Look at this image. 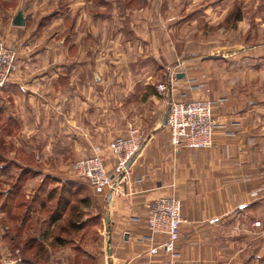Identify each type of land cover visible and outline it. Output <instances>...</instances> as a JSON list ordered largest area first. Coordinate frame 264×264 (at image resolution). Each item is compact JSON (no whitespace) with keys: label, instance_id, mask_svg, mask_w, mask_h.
<instances>
[{"label":"crops","instance_id":"0c3cea01","mask_svg":"<svg viewBox=\"0 0 264 264\" xmlns=\"http://www.w3.org/2000/svg\"><path fill=\"white\" fill-rule=\"evenodd\" d=\"M91 2L66 0L62 21L69 31L64 41H57L59 31L48 40L37 35L29 40L19 35L5 40L17 49L18 68L0 89L3 102L8 110L18 112L24 126L45 127L37 134L41 141H49L57 157L67 153L90 155L93 144L125 135L130 122L123 117V111L128 103L137 99L141 90L152 95L153 90L148 91L152 79L170 75L169 66L180 61V52L174 51L165 37L169 24L159 23L157 17L154 20L152 13L149 17L148 0L146 7L131 9L129 16H113L129 31L121 33L122 55H109L107 59L106 54L98 53L101 45L92 51L94 47L87 37L95 27L100 29L107 17L103 11L91 12ZM172 10L169 8L168 13ZM25 20L27 25V16ZM215 22L211 26L218 24ZM182 24L181 19L172 23L177 28ZM12 25L15 26L13 20ZM155 28L160 29V38L153 34L149 39V31ZM74 33L80 36L70 37ZM130 49L135 53L131 54ZM248 49L247 53L241 48V52L203 55L198 63L195 57L185 60L189 61L187 69L175 68L176 75L185 76L175 79L173 98H208L215 103L213 114L221 126L211 146L175 150L168 128L162 125L163 118H149V125L155 128L131 164L130 181L122 185L118 194L96 193L86 182L84 187L80 185L81 194L86 192L81 202L84 213L66 216L63 211L69 202L63 210L57 201L61 217L54 218V211L48 219L40 220V226L56 238L67 240L57 231L68 236L86 230L90 223L99 224L96 248L82 251L88 264H261L259 247L250 250V238L260 239L264 233L254 231L253 226L251 229L250 216L259 215L264 204V123L237 102L240 95L234 92L238 84L230 80L231 67L224 72L218 69L221 63L236 61L239 56L243 62L248 60ZM230 55L231 59L227 57ZM106 163L112 170L114 160L107 159ZM171 193L181 200L182 214L188 222L180 228L174 254H150L146 205L151 199ZM255 232L257 235H253ZM47 250L48 264H62L57 257L62 250ZM71 253L65 254L66 262L71 261ZM3 254L0 251L1 257ZM9 255L7 259L0 257V264L13 262Z\"/></svg>","mask_w":264,"mask_h":264},{"label":"rangeland","instance_id":"374dc122","mask_svg":"<svg viewBox=\"0 0 264 264\" xmlns=\"http://www.w3.org/2000/svg\"><path fill=\"white\" fill-rule=\"evenodd\" d=\"M91 1L93 4H90V11H103L107 19L105 24L100 23V29L95 27L96 30L87 37L90 46L101 45L98 53L106 54L107 59L109 55H122L124 48L121 43L124 38L121 33L129 31L120 20L117 18L115 20L113 16L119 17L120 14L129 16L131 9L135 11L140 5L146 7V0ZM148 1L149 17L153 15L154 20L157 17L156 20L158 19L159 23L164 21L166 25L169 24V32L165 37L169 38L172 49L180 52V61L175 66L173 64L169 66L173 76L172 72H175V68L187 69V62L192 58L196 57L198 63L203 55L241 52V48L245 52L249 47L248 60L243 62L239 56L236 61L221 63L218 69L224 72L231 67L230 80L238 84V89L234 92L240 95V98L237 97V102L252 117L259 118L261 123H264V0ZM169 8L174 10L168 13ZM65 9L66 0H0V39L5 41L7 36L16 38L19 35V38L29 40L37 35L38 38L43 37L48 40L52 34L59 31L57 41H64L69 31L66 23L63 22ZM19 11L27 16V25L13 26L12 20ZM177 19L183 22L180 28L172 25ZM56 20L59 21L58 24H55ZM211 22H218V24L211 26ZM17 27H25V29L17 30L22 29ZM159 30L155 28L149 31V39H152L153 34L156 35H154L156 39L160 38ZM74 34H70V37L80 36L79 33ZM95 48H92V51ZM128 51L131 54L135 53L132 49ZM227 57L230 58L231 55ZM242 64L244 78L241 77ZM109 67L111 68V65ZM167 79L169 75L153 78V85L148 88V91L153 90V94L149 95L148 92L146 95L141 90L137 99L128 103L123 111V117L130 122L127 132L131 126H137L146 139L155 128L149 125V118L155 121L164 117L169 109V92H160L157 85ZM43 129H45L43 126L21 124L18 112L14 109L8 110L0 93V251L4 253V257H0L7 259L9 253L10 261L27 264V260H30L31 264H47L44 263V255L36 257L38 247L31 246L29 242L30 237H40L46 247H51L53 250L57 247L58 252L62 250L60 254H57L62 264L69 262V259L65 261L67 252H72L69 264H88L82 251L96 248L99 224L90 223L86 230L82 229L68 236L58 230L57 234L67 237L68 240L62 245L49 229L46 230V227L40 226V220L48 219L55 211V204L61 193L64 196L63 201H69V208L63 211L66 216L76 217L77 211H82L81 202L86 192L81 194L82 188L80 186L77 188L74 183H80L84 187L86 182L77 177L72 166L78 159L88 154L73 156L67 153L60 154L58 157L54 156L49 141L39 139L37 131ZM87 213L90 214L89 211ZM262 213L264 215V204L259 215L251 214L250 216L251 229L253 226L254 231H261L260 233H264ZM83 218H85L84 215H82ZM257 220L261 221L260 227L254 226ZM257 247L261 256L259 262L264 264V234L260 239L250 238V250H257Z\"/></svg>","mask_w":264,"mask_h":264},{"label":"built area","instance_id":"2783aa9c","mask_svg":"<svg viewBox=\"0 0 264 264\" xmlns=\"http://www.w3.org/2000/svg\"><path fill=\"white\" fill-rule=\"evenodd\" d=\"M17 49L0 39V89L8 84L16 72ZM169 79L160 82V92H169V114L166 127L170 143L175 150L182 147L199 149L213 144L214 135L221 126L213 114L214 101L208 98L175 99L172 88L175 72ZM145 136L137 126H131L125 135L91 146V154L78 159L72 166L77 177L85 180L96 193L118 194L122 185L130 181L131 164L144 144ZM114 160L110 170L106 160ZM130 161L131 164H130ZM146 221L149 230V253L160 252L172 255L180 237L182 224L188 219L182 214L181 200L175 193L151 199L146 205ZM260 227L261 221L254 222ZM161 238L157 241V238ZM9 264H21L13 261Z\"/></svg>","mask_w":264,"mask_h":264},{"label":"trees","instance_id":"16d2710c","mask_svg":"<svg viewBox=\"0 0 264 264\" xmlns=\"http://www.w3.org/2000/svg\"><path fill=\"white\" fill-rule=\"evenodd\" d=\"M85 181V180H84ZM85 182H87V181H85ZM88 183V182H87ZM74 185H76L77 186V188H80L79 186L80 185H82V184H76V183H74ZM89 185V184H88ZM90 186V185H89ZM60 197H59V199H58V203L60 204V205H62V206H64L63 207V210H64V208H65V204L67 203V202H69V201H63V198H64V196L62 195V193H61V195H59ZM58 204V205H59ZM56 205V204H55ZM56 207V206H55ZM56 210V215H55V217L54 218H59V217H61V215H62V213H61V211L60 210H58V208H55ZM53 218V219H54ZM71 224L72 225H74V226H78L75 222H71ZM60 229H66V227H64V226H61L60 227ZM57 240H58V242L59 243H61V244H65L66 242H67V240L66 239H64V238H62L61 236H58L57 238H56ZM29 242H30V244H31V246H33V247H38V249H36V257H42V255H44V263H47L48 264V250H47V247H46V245H44V241L42 240V239H40L39 237H36V238H33V237H30V240H29ZM40 244V245H39ZM26 263H28V264H31V262H30V260H27V262Z\"/></svg>","mask_w":264,"mask_h":264},{"label":"water","instance_id":"95a60500","mask_svg":"<svg viewBox=\"0 0 264 264\" xmlns=\"http://www.w3.org/2000/svg\"><path fill=\"white\" fill-rule=\"evenodd\" d=\"M26 23L25 16L22 11H19L15 17L13 18V24L16 26H24ZM185 75L183 73H177L176 77L177 78H183ZM168 114H169V109L165 113L163 119H162V125L166 126L167 121H168ZM132 161H130L131 164Z\"/></svg>","mask_w":264,"mask_h":264}]
</instances>
